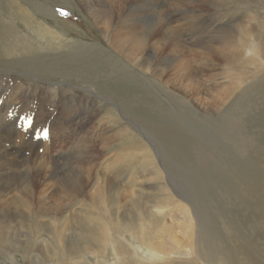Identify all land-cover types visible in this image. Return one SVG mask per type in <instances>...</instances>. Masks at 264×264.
Listing matches in <instances>:
<instances>
[{
    "label": "rangeland",
    "instance_id": "1",
    "mask_svg": "<svg viewBox=\"0 0 264 264\" xmlns=\"http://www.w3.org/2000/svg\"><path fill=\"white\" fill-rule=\"evenodd\" d=\"M102 1L108 0H0V83L5 79L14 81L17 105L12 122L22 125L20 117H34L27 132L18 125L13 133L16 144L20 135H28L34 142L35 130L36 134L43 127L48 130L47 139H36L43 142L42 149L30 144L26 157L37 164L40 157L37 153L44 154L50 194L54 190L58 191L57 196L60 194L57 182L70 173L86 185V194L109 185L123 196L124 191L158 192L165 209L157 213L164 217V223L157 225L159 232L152 235L156 241L163 242L166 252H160L169 264L214 248L215 237L231 257L234 245L228 239L249 250L256 264H264V69L252 80L251 74L255 72L253 66L247 65L246 74L239 77L249 54L241 52L242 44L238 41L248 36L237 33L243 30L241 25L248 29L259 25L257 18L244 6L228 7L226 1L216 7L218 0H122L120 5H115L113 0L112 5L109 0L114 17L106 29L105 23L95 20L92 14V9L100 8ZM259 10L264 15V10ZM192 17L197 18L198 24L186 23ZM44 31L46 38H42ZM224 31L229 36L232 33L229 39L235 42L228 45L224 39L216 40ZM123 32L148 37L144 53L135 55V62L117 53L113 45L114 39L127 34ZM235 51L241 53L237 59ZM146 59L150 64L143 66L149 70L140 65ZM4 92L6 88H0V94ZM4 102L0 99V107ZM82 145L88 146L89 152L81 157ZM239 154V159L235 158ZM210 162L222 165V169L207 174L209 178L194 173H204L203 168ZM175 167L183 169L177 174ZM164 168L170 175L166 176ZM167 179L176 194L171 192ZM206 181L208 188L203 184ZM188 202L196 206L195 214L202 213L207 219L198 221V215L192 213L194 229H185L182 224L185 208L192 212ZM63 205L67 217L75 212L81 216L97 212L91 210L89 200L84 197L77 203L65 201ZM175 232L182 240L181 246L186 247L175 250L179 254L170 244ZM193 233L194 238L187 241ZM8 252L11 257L0 254V264H25L20 251ZM112 254L110 248L101 258L90 256L79 264H113ZM154 261L146 258V264H158Z\"/></svg>",
    "mask_w": 264,
    "mask_h": 264
},
{
    "label": "bare ground",
    "instance_id": "2",
    "mask_svg": "<svg viewBox=\"0 0 264 264\" xmlns=\"http://www.w3.org/2000/svg\"><path fill=\"white\" fill-rule=\"evenodd\" d=\"M108 1L107 2L102 1L101 3H99L100 8L92 9L93 12L91 11L95 20L102 22V23H105L106 29L109 28L110 24L112 23L113 17H114V11L112 10V6H110V4H112V0L110 1V4L108 3ZM212 1H214V0H212ZM225 1L228 4H230V6H228L230 8H237L239 6H241V7L244 6V8H246L247 12L253 14L254 17H256L257 21L259 22V25H257V24H256L257 26L253 25L254 27L251 26L252 27L251 29L245 28L244 27L245 25H241L243 30L242 31L240 30L241 32H237L239 35L245 34L246 36H248L247 39H243V40L240 39L238 41H240L242 44V46L240 45V48H239V49H241V52L244 54L245 53L249 54L248 55L249 58H247L248 60L243 63V69L240 70L239 74H241V75L239 77L240 78L244 77V74H246L244 72L245 71L244 66L249 65L250 67L253 66V70L255 72V74H251V72L249 73V74H251V79L252 80L256 79L258 76L257 74L261 73L260 71H262L264 69V23H263V21L261 24V19H263L264 17L261 18L263 13L261 15L260 14L261 12L260 13L257 12L259 9L264 10V0H222V1L218 0V1H215L216 7H217V5L220 6ZM113 2L115 5L117 3H119V5H120L122 0H113ZM206 2H208V1L206 0ZM85 4H86V2H85ZM114 4H112V5H114ZM86 5L88 7V4H86ZM104 6L107 9L104 8ZM84 7H86V6H83V8ZM212 7H213V4H212ZM88 8H85V9H88ZM25 9H26V7H25ZM22 10H24V9H22ZM259 11H261V10H259ZM87 12H88V10H87ZM97 13H100V14H97ZM88 14H89V12H88ZM29 17H31V16H29ZM253 18H251V19H253ZM187 19H186V21H187L186 23L188 25H190V24L193 25L195 23L198 24V22H199V21H197L196 17L189 18L188 20ZM127 21H129V20H127ZM145 22H147V21L145 20ZM249 23H250V21H249ZM124 25H126V24H124ZM234 25H236V24H234ZM248 27H250V26H248ZM150 28L148 27V29H150ZM46 31L49 34H53L52 31H49L47 29H46ZM136 31L137 30L134 31V34ZM126 33L123 32L124 35ZM173 33H175V30H173ZM123 34H121V35H123ZM234 34L235 33L233 32V35ZM231 35H232V33H231ZM53 36L54 35H52V37ZM60 36L62 37V35H60ZM114 36L116 38V35H114ZM171 36H173V35H171ZM175 36H177V32L175 33ZM230 36L225 31L220 32L219 35L217 36L216 40L224 39V41L227 44L228 43L232 44L235 41L230 40V39H232V38H230ZM232 37H234V36H232ZM42 38H46V32L45 31H44V34H42ZM214 40H215V38H214ZM146 41H148V37L146 35L135 36V35H133V32H132V34L127 33L124 37H117L116 40L114 39L113 45L116 48L117 53H119L123 57H126L129 61L135 62V60H136L135 55L145 51ZM217 42H219V41H217ZM223 45H224V43H223ZM211 46H212V44H211ZM224 47H226V46H224ZM230 49H233V47ZM233 50H235V49H233ZM235 53H236V51H235ZM225 54H227V53H225ZM229 54L230 53L228 52L227 55H229ZM240 55H241V53H236L235 54L236 59ZM150 59H151V56H150ZM239 62H241V61H239ZM231 63H234V60H232ZM144 64H146L148 66L150 64V60L146 59L140 63V65H142V66ZM147 66L146 67L143 66L142 68L148 69ZM233 75H234V73H233ZM260 78H261V76H260ZM262 80H264V78H262ZM12 82H14V81H12L11 79H9V80L5 79L4 82L2 81V83H0V88H6V92L0 94V99L5 100L2 107H0V204H1L0 205L1 206V208H0V254L5 255V257L6 256L11 257V254L8 252V250H10V252L15 251V250L20 251L25 264H32V261H34V262L36 261L38 264H79L80 262L85 261L90 256H95V257H97V259L101 258L105 254H107L108 249L111 248L112 252H113V254H112L113 260H114V262H112L113 264H146V258H148V260L149 259L155 260L154 262H156L158 264H169V262L167 263L166 260L161 255L162 254L161 252H166V251H164L165 249L163 248L164 247L163 242L156 241V239L152 235V232H154V233L159 232V228L156 229V226L161 224V223H164V220H163L164 217H160V215L158 216V213H157L158 211H162L165 209V205H164L165 203L163 201V198L158 194V192H157V194H154V193H147L146 194V192L144 194V193H142L143 191L139 192L138 194L132 193V194L136 195V197H135L132 194L124 191V194L128 195L126 197L125 195L123 196L120 193V190L117 191V189L114 186L109 185V186H101V187L99 186L96 189L94 188L95 189L94 192L91 189L92 193H89L90 192V190H89V192H88L89 195H88L85 192V189H86L85 186L86 185L82 181H80L78 177L73 176V174L71 175V173H70V175L65 176L63 178V180L61 178V181L57 182V184H59L60 194L57 196V194H58L57 190H54L50 194L49 187L46 184L47 161L45 159L44 154L37 153L38 156H40L37 158V164H33L31 162V159H29L30 157L29 158L26 157V152H27L26 148H28L30 144H33L36 149L41 150L43 147V142L36 140V139H35V141L33 140L34 142H32L30 140V138L28 137V135L27 136L26 135H20L18 137V140H20L18 144H16V141L14 139L13 133L16 132V128L17 129L19 128V126H18L19 124H15L11 120V116L13 114V109L16 108L15 106L17 105V104L15 105L16 102H14V95H16L15 94L16 91L14 89L15 86L13 85ZM256 82H258V81H256ZM248 86H249V84H248ZM258 89H260V88H258ZM229 90H230V88H229ZM231 91H232V89H231ZM231 91H229V92H231ZM246 93H248V92H246ZM246 93H244V94L246 95ZM258 95L260 96V94H258ZM259 101H261V100H259ZM238 107H240V106H238ZM238 107H237V109H238ZM254 108H257V107H254ZM239 110H240V108H239ZM242 110H243V108H242ZM248 115H250V114H248ZM250 116H252V115H250ZM114 119H115V117H114ZM124 119H125V117H124ZM238 123H239V121H238ZM13 127H14V129H13ZM242 139L243 138H241V140ZM248 139H250V138H248ZM84 144H85V142H84ZM130 145H132V144H130ZM133 145H135V144H133ZM136 146H137V144H136ZM78 147H77V149H78ZM233 148H234V146H233ZM87 149L89 150L88 146L82 145L80 147L79 155L81 157L83 156V154L86 155V153L89 152V151H87ZM134 149H136V148H134ZM134 149L132 151H134ZM230 150H232V148ZM161 155H163V154H161ZM144 157H146V156H144ZM238 157H240V154L235 156V158H238ZM70 158H72V157H70ZM165 158H167V157H165ZM218 158H220V156ZM223 158H225V157H223ZM117 159H121V158H117ZM154 159H156V158H154ZM114 162H116V161H114ZM151 162H153V161H151ZM133 163H134V161H133ZM214 164H216V166H212ZM221 167H222V165H221ZM221 167L218 163H214V162L211 163L210 162L208 167L203 168L204 173L203 172H194V173H197L198 177L199 176H201V177L207 176L209 178L210 176H208L207 174H209V173L212 174V172L214 174V171L219 172ZM175 168L177 170L176 172H178L177 174H179V171L180 170L182 171V169H183V167H179V168L175 167ZM73 169H74V167H73ZM53 172H55V171H53ZM71 172H73V171L71 170ZM164 172H165L166 176L169 174V172L166 168H164ZM164 172H163V174H164ZM227 172L228 171H226L225 174ZM239 172H241V169ZM120 173H121V171H120ZM119 176H120V174H119ZM125 176L123 178H125ZM138 176L139 175L137 174V178H139ZM176 176L179 177V175H176ZM176 176H174V177H176ZM80 179H81V177H80ZM162 179H164V178H162ZM97 180H98V177H97ZM200 180H201V178H200ZM200 180H198V181H200ZM44 181H45V183H44ZM99 181H97V182L99 183ZM138 181H139V179H138ZM182 181L184 182V180H182ZM165 182L171 188L170 189L171 192L176 194V192L174 190H172L173 184H171L168 181V179ZM100 183H101V181H100ZM203 184L206 186L205 188H208L207 181L203 182ZM135 186H136V184H135ZM137 187H138V185H137ZM137 187H135L134 192H135ZM139 187H140V185H139ZM122 189H121V192H122ZM153 189H154V187H153ZM166 192H167V190H166ZM164 193H165V191H164ZM164 195H166V194H164ZM55 196H57V197L55 198ZM80 197L81 198L84 197L87 200H89V202L91 204V207H90L91 210H96L98 213L97 212L96 213L91 212V213H87L86 215L84 214L81 216L78 214V212H75L72 214L69 213L70 215L68 217L65 216L66 211L63 208L64 202L69 201V202L77 203V201H79ZM132 197H135V198H132ZM168 199H170V198H168ZM191 199H193V198L191 197ZM50 200H53V203H51ZM193 201H194V199H193ZM190 202H188L187 205L192 208V209H190V210H192V212L189 211L188 208L187 209L185 208V211H184L185 217L182 218L183 220L181 219L182 224H184L183 227H185V229L196 228L195 224L193 226L194 221H193V215H192V213H194L196 211V206H193ZM81 203H83V202H81ZM85 205H86V203H85ZM75 206H76L75 208L78 207L77 205H75ZM82 208H84V207H82ZM85 208H87V207L85 206ZM198 209H199V207H198ZM200 210H202V209H200ZM68 211H67V213H68ZM78 211H80V210L78 209ZM198 213H200V211ZM169 215H172V214H169ZM195 215H198V214L196 213ZM203 215H202V213H200L198 216H196L197 218H199V220L198 219H196V220L207 221V219L205 218L206 215L205 216H203ZM49 216L51 218L49 220H47V218ZM181 216H180V218H181ZM208 216H210V215H208ZM200 217H203V218H200ZM171 218H170V220H171ZM181 220H179V221H181ZM167 225H168V223H167ZM174 225H175V223H174ZM176 225H178V224H176ZM179 225H181V223H179ZM201 227H203V226H201ZM165 229L167 230V228H165ZM176 233L177 232H175L174 235L172 233V236H171V242H170L171 247H172L171 249H173L174 252H175V250H178V251H182L181 249L185 250L186 247L181 246L180 242L182 240L180 241L181 238L179 239L178 238L179 236L178 237L175 236ZM206 234H208V233H206ZM225 234L229 235V232L226 231ZM180 236H181V234H180ZM168 237H170V236H168ZM181 237L183 238V235ZM201 237H202V235H201ZM69 238H71V239H69ZM192 238H194V233L188 235L187 241H190ZM200 240H203V239H200ZM214 240L216 242L214 248L209 247V250L204 251L203 254H200V255L196 254L194 257L192 256V254L190 252L187 251V255L192 256V257H190L184 261H181V262H172L171 264H256V261L252 259L251 255L249 253V250L244 248L242 245H239L238 243L232 241V239H228V241L231 244L233 243V245H234V246H232V249H231V251L233 253L232 257L230 256V253L225 250L224 246L219 243V240L216 237L214 238ZM165 242H166V240H165ZM47 243H49V244H47ZM199 243L200 242L198 240V247H199ZM210 246H212V243ZM206 247H207V244H206ZM168 249H169V247H168ZM188 250H190V249H188ZM170 253L173 254V252H170ZM141 254H145V256H143V258L139 260V256ZM185 254H184V256H186Z\"/></svg>",
    "mask_w": 264,
    "mask_h": 264
},
{
    "label": "snow or ice",
    "instance_id": "3",
    "mask_svg": "<svg viewBox=\"0 0 264 264\" xmlns=\"http://www.w3.org/2000/svg\"><path fill=\"white\" fill-rule=\"evenodd\" d=\"M65 15H67V13H64ZM20 120H22L24 123L22 125H19L25 132L28 131V129L32 128L33 125V120L34 117L33 116H23V118L21 119V117L19 118ZM49 135L48 130L46 129H40L39 133L36 134V130H35V134L34 137L36 139H47Z\"/></svg>",
    "mask_w": 264,
    "mask_h": 264
},
{
    "label": "water",
    "instance_id": "4",
    "mask_svg": "<svg viewBox=\"0 0 264 264\" xmlns=\"http://www.w3.org/2000/svg\"><path fill=\"white\" fill-rule=\"evenodd\" d=\"M32 78H35V77H32ZM86 92H88V93H92V92H90V91H86Z\"/></svg>",
    "mask_w": 264,
    "mask_h": 264
}]
</instances>
